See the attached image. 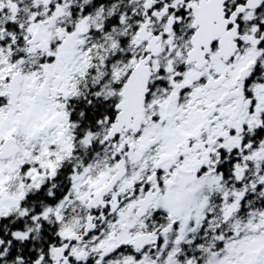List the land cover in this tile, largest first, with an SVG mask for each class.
Instances as JSON below:
<instances>
[{
  "label": "snow or ice",
  "instance_id": "obj_1",
  "mask_svg": "<svg viewBox=\"0 0 264 264\" xmlns=\"http://www.w3.org/2000/svg\"><path fill=\"white\" fill-rule=\"evenodd\" d=\"M0 264H264V0H0Z\"/></svg>",
  "mask_w": 264,
  "mask_h": 264
}]
</instances>
